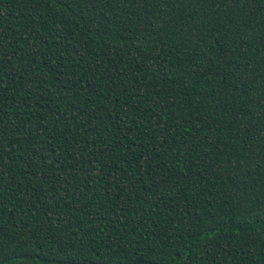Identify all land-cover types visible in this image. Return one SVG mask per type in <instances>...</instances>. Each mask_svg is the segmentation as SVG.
I'll return each mask as SVG.
<instances>
[{"label":"trees","instance_id":"16d2710c","mask_svg":"<svg viewBox=\"0 0 264 264\" xmlns=\"http://www.w3.org/2000/svg\"><path fill=\"white\" fill-rule=\"evenodd\" d=\"M0 264H264V0H0Z\"/></svg>","mask_w":264,"mask_h":264}]
</instances>
